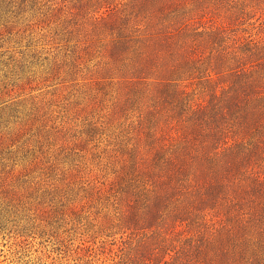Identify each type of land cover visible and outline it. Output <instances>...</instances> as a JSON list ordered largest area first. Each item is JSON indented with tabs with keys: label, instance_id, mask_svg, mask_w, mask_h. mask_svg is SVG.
Masks as SVG:
<instances>
[{
	"label": "trees",
	"instance_id": "trees-1",
	"mask_svg": "<svg viewBox=\"0 0 264 264\" xmlns=\"http://www.w3.org/2000/svg\"><path fill=\"white\" fill-rule=\"evenodd\" d=\"M28 1L86 101L111 264H264V0Z\"/></svg>",
	"mask_w": 264,
	"mask_h": 264
},
{
	"label": "rangeland",
	"instance_id": "rangeland-1",
	"mask_svg": "<svg viewBox=\"0 0 264 264\" xmlns=\"http://www.w3.org/2000/svg\"><path fill=\"white\" fill-rule=\"evenodd\" d=\"M45 34L28 0L0 2V196L21 198L0 201V264H111L82 206L86 101Z\"/></svg>",
	"mask_w": 264,
	"mask_h": 264
}]
</instances>
